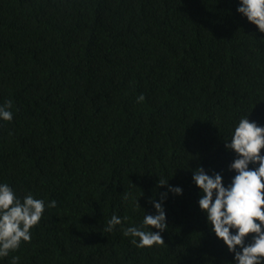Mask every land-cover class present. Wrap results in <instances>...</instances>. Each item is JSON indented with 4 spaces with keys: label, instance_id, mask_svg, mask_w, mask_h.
Segmentation results:
<instances>
[{
    "label": "trees",
    "instance_id": "1",
    "mask_svg": "<svg viewBox=\"0 0 264 264\" xmlns=\"http://www.w3.org/2000/svg\"><path fill=\"white\" fill-rule=\"evenodd\" d=\"M237 6L0 0V103L14 105L0 121V182L57 202L0 264H232L192 172L227 184L233 123L249 113L264 126V33ZM167 180L183 194L164 201L165 244L137 248L121 226L106 231L113 213L142 225Z\"/></svg>",
    "mask_w": 264,
    "mask_h": 264
},
{
    "label": "clouds",
    "instance_id": "2",
    "mask_svg": "<svg viewBox=\"0 0 264 264\" xmlns=\"http://www.w3.org/2000/svg\"><path fill=\"white\" fill-rule=\"evenodd\" d=\"M236 12L264 33V0H238ZM144 101L143 94L136 97L138 104ZM248 115L233 123L224 140L225 149L235 154L228 164V169L234 172L230 182L225 184L221 173H208L202 166L192 172V182L199 190L198 207L211 233L233 253L232 264H264V154H261L264 126L250 122ZM13 118L12 101L0 103V121L10 122ZM158 184L166 185L167 190L160 193L159 200H149L154 213L145 214L143 210L142 225L123 226L124 218L113 213L106 231L112 232L121 226L123 235L131 237V243L137 248L165 244L162 233L168 224L164 201L169 193L182 195L183 189L168 184V180ZM135 203L138 205L137 200ZM56 204L54 199L46 204L45 199L31 193L21 197L9 183L0 182V258L8 257L22 243L30 242L31 230L40 223L45 208H55ZM19 261V256L12 257V264Z\"/></svg>",
    "mask_w": 264,
    "mask_h": 264
}]
</instances>
